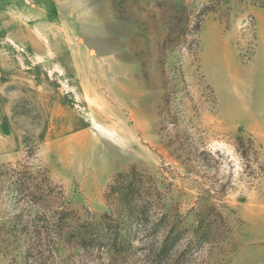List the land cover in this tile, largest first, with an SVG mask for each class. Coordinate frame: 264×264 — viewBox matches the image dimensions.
<instances>
[{
	"label": "rangeland",
	"instance_id": "1",
	"mask_svg": "<svg viewBox=\"0 0 264 264\" xmlns=\"http://www.w3.org/2000/svg\"><path fill=\"white\" fill-rule=\"evenodd\" d=\"M0 264H264V0H2Z\"/></svg>",
	"mask_w": 264,
	"mask_h": 264
},
{
	"label": "crops",
	"instance_id": "2",
	"mask_svg": "<svg viewBox=\"0 0 264 264\" xmlns=\"http://www.w3.org/2000/svg\"><path fill=\"white\" fill-rule=\"evenodd\" d=\"M0 0V12L1 9H4V5H6V2H1ZM0 66V120L1 118H5L7 116V103L4 101V94H3V78H2V71Z\"/></svg>",
	"mask_w": 264,
	"mask_h": 264
}]
</instances>
